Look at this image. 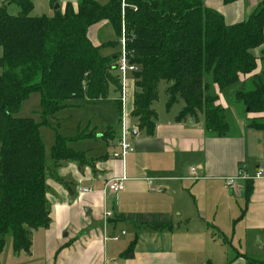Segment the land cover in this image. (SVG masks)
Here are the masks:
<instances>
[{
  "label": "trees",
  "instance_id": "1",
  "mask_svg": "<svg viewBox=\"0 0 264 264\" xmlns=\"http://www.w3.org/2000/svg\"><path fill=\"white\" fill-rule=\"evenodd\" d=\"M232 4L239 0H222ZM206 0H78L56 10L52 18L32 17L30 0H8L0 8V255L11 236L16 254L30 253L34 230L50 225L46 183L48 167L41 125L33 118H18L22 104L41 95L43 124L75 101L97 104L120 91L118 55L106 57L102 49L117 48L123 32L130 62L138 71L134 110L137 130L155 133L154 109L161 85L166 86L167 108L179 102V122L205 119L206 131L222 138L228 134L226 111L217 105L215 87L231 103L251 114H264V0L248 20L228 25ZM20 12L10 15L8 6ZM108 22L116 42L98 47L88 37L93 26ZM259 50V53L256 52ZM261 70L258 74L255 72ZM117 103L118 113H121ZM264 132V117L249 122ZM57 135L51 158L84 163L83 153L70 143L87 139ZM247 203L253 185L246 182ZM250 264H264L251 262Z\"/></svg>",
  "mask_w": 264,
  "mask_h": 264
},
{
  "label": "crops",
  "instance_id": "2",
  "mask_svg": "<svg viewBox=\"0 0 264 264\" xmlns=\"http://www.w3.org/2000/svg\"><path fill=\"white\" fill-rule=\"evenodd\" d=\"M73 7L77 10L78 3ZM107 25L102 22L90 28L88 37L95 46L108 43L100 36ZM115 49H102L101 53L112 57L117 55ZM260 70L259 63L255 74ZM163 88V98L159 89V100L154 105L158 115L155 133L147 136L137 130L138 121L132 117L135 82L130 75L126 114L135 152L124 161L112 158L121 137L118 106L103 126L101 137L91 129H79L78 133H85L87 139L70 143L69 147L83 153L84 163L63 161L56 167L53 162L48 169L50 225L33 231L29 254H16L12 238H7L0 264H196L202 238L205 245L214 241L208 198L211 203L217 202L227 190L230 195L245 197V181H238L230 189L226 180L241 169L250 175L264 170V140L258 136L262 131L248 125L264 114L238 116L240 105L231 103L215 87L217 105L225 109L226 120L231 109L239 118L233 124L227 120L228 134L219 138L206 131L202 117L198 122H179L184 103L168 109L166 86ZM123 176L127 178L123 192L107 190L109 181ZM150 179L156 181L150 184ZM251 184L250 204L264 210V180ZM80 188L91 191L81 193ZM105 212L112 214L107 226ZM224 212H228L227 207ZM115 237L119 240H111Z\"/></svg>",
  "mask_w": 264,
  "mask_h": 264
},
{
  "label": "rangeland",
  "instance_id": "3",
  "mask_svg": "<svg viewBox=\"0 0 264 264\" xmlns=\"http://www.w3.org/2000/svg\"><path fill=\"white\" fill-rule=\"evenodd\" d=\"M34 9L31 13L32 17L46 16L52 18L55 14V8L60 9L67 4H77L78 0H30ZM102 5L108 4L111 0H96ZM260 0H239L232 4H226L222 0H206L205 7L214 10L216 13L224 17L226 24L233 25L244 22L257 10ZM8 0H0V8L7 4ZM10 15L17 16L20 9L17 5L8 6ZM100 36L105 42H116V35L109 24L100 32ZM115 53H121V45L115 49ZM2 51L0 49V57ZM164 85L161 87L162 98L164 96ZM120 92L114 87L110 90L109 98L101 104H87L83 101H75L72 107L65 109L57 114L53 119H48L49 125L43 124L41 115V95L39 93L32 94L26 100L15 115L18 118H33L36 123L41 125L40 133L46 147V164L48 169L51 168L53 160L51 151L57 139V135H73L75 136L79 129L84 131L91 129L96 132V136L101 137L105 133L104 127L110 120L112 112H116L117 101H119ZM238 116L247 117L249 110L240 105ZM235 110L227 112V120L233 124L239 118L235 116ZM204 118L200 116L199 118ZM252 121V120H251ZM104 126V127H103ZM119 126V125H117ZM98 127V128H96ZM116 130V129H115ZM263 132L258 134L259 139ZM262 143V141H261ZM264 149L263 145L261 147ZM50 172V170H49ZM227 190L226 195H220L217 202L211 203L208 198L207 208L209 212L210 233L214 241L205 245L204 238L201 252L196 256V264H250L251 262H264V210L259 207L247 203L244 196H238L236 193L230 195ZM228 208V212L224 210ZM11 239V236L6 237Z\"/></svg>",
  "mask_w": 264,
  "mask_h": 264
},
{
  "label": "built area",
  "instance_id": "4",
  "mask_svg": "<svg viewBox=\"0 0 264 264\" xmlns=\"http://www.w3.org/2000/svg\"><path fill=\"white\" fill-rule=\"evenodd\" d=\"M121 45V53L118 55L117 58V67H118V74L120 78V98H119V105L121 106V113H120V122L119 126L121 128V137L118 142V150L113 153L112 158L118 160H126V158L135 152V147L132 143V130L129 125L128 115L126 114V105L128 103V99L130 96V75L133 76L134 73L138 71V68L135 64L130 62L129 52L127 50V40L125 37V33L123 32L122 37L120 39ZM134 80V79H133ZM135 82V81H134ZM194 172L195 170L192 169ZM197 179V178H195ZM264 180V170L258 169L255 174H248L245 170L241 169L237 173L236 176L228 178L226 180V185L228 188H234L238 181H245V182H254V181H262ZM155 179H150L148 182L150 184L154 183ZM126 182L127 178L125 176L113 179L109 181L106 185L108 191L113 193H120L126 189ZM79 191L81 193H88L90 189H83L80 188ZM112 214L110 212L104 213V226H107L109 218H111ZM105 240H110L109 238L105 237ZM111 240H119V237L112 238Z\"/></svg>",
  "mask_w": 264,
  "mask_h": 264
},
{
  "label": "water",
  "instance_id": "5",
  "mask_svg": "<svg viewBox=\"0 0 264 264\" xmlns=\"http://www.w3.org/2000/svg\"><path fill=\"white\" fill-rule=\"evenodd\" d=\"M60 9V6H57L56 8H55V10H59ZM249 109H247V111H248Z\"/></svg>",
  "mask_w": 264,
  "mask_h": 264
}]
</instances>
